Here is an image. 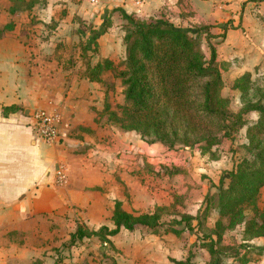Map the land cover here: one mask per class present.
<instances>
[{
    "label": "rangeland",
    "instance_id": "374dc122",
    "mask_svg": "<svg viewBox=\"0 0 264 264\" xmlns=\"http://www.w3.org/2000/svg\"><path fill=\"white\" fill-rule=\"evenodd\" d=\"M57 1L61 3L57 2L56 6L48 12L49 15L54 13V10L63 9L65 0ZM75 1L84 8V12H92V16L93 13L95 14L89 20H82L77 16L79 28L75 34L71 32L70 28L64 30L66 35L59 34L54 37L50 36V32L38 34V37H34L33 33L31 37L30 34L28 35L26 43L40 41L45 46H50L51 43L53 47L57 45L61 52H46V57L48 54L52 57L59 56L60 62H64V69L71 71L70 77L77 76L80 80L87 78L90 65H95L102 59H109L113 62V68L103 72L101 81H92L95 83L88 86L87 90L91 91V95L95 93L97 98L79 95L86 90L88 84L79 86L71 84L66 85L67 91H70V88L75 85L74 94L68 96L65 93L63 99L60 100V103L65 104L69 111L73 110L76 113L78 108L82 110L83 119L89 118L86 108L89 112H94L93 122L98 129L92 130L81 124L72 127L71 118L61 110L55 109L63 113L65 119L69 120L71 124L67 130V137L83 139L84 131H88L86 134L91 135L92 140H88L89 142L86 140L87 144L84 147L74 148L72 152L78 154V151L85 149L82 160L86 159L88 163L92 164H88V168H91L89 170L91 180L88 182L87 190H90L95 200L98 201L100 211L90 213L88 208L68 202L67 208H63L57 217H49L47 214L45 243L48 246V252L52 253L45 255L47 264H52L53 258L56 256L51 247L54 245L59 247L67 241L70 238V233L76 229V222H83V225L88 222V225L94 229L99 226V223L111 224L112 206L117 199L122 201L126 210L135 214L148 212L157 203L168 206L169 208H166L167 210L162 213V221L174 223L181 229L183 225H177L174 222L176 219H180V214L192 213L196 215L203 210L207 194L215 193L220 179L228 177V171L233 168L234 163L249 155L248 147L251 145L247 138V130L249 124L258 118L257 112H250L247 115L249 124L236 134L234 140L226 139L219 146V159H213L211 153L202 152L197 147L178 146L168 149L161 143L150 144L144 141L141 135L134 131L127 133L121 129L118 123L111 120L109 112L105 111L107 106V109L121 113V106L125 104V86L117 73L126 57L123 41L126 22L119 13H113L110 10L108 16V12L104 13L102 9L91 6L84 0ZM262 1L235 0L234 2V11H237L235 21L240 20L238 28L242 26L244 16L251 17V24L248 28L250 30L244 28V32L241 34V36L244 35L243 42L234 46L240 52V56L237 58V62L233 63V67L238 65L243 69L249 67L255 86L264 84V54L261 53L263 56L261 59H257L254 54H249L254 48L264 49V9L260 4ZM219 4L227 6L230 2L228 0H177L175 5H164L155 13H148L144 10L137 13L146 19L162 15L179 27H203V29L207 27L202 34V49L209 59L211 57L209 44H213L218 50L222 49L219 44L224 40V30L230 28L229 25L233 26L232 21H234L232 18L227 21V17L222 16L221 9L216 11L215 8L218 9ZM139 8L138 10H140ZM247 10L251 13L248 16L245 14ZM225 11L228 9L224 7L223 13ZM109 21L111 25H107L108 28H106L105 25ZM225 24L226 26H224ZM101 31L103 32L101 33ZM95 33L99 35L97 51H93V35ZM206 35H216V37H211L208 40ZM230 51V47L224 48L218 52V58L222 55L221 59L231 60ZM234 79L230 72L223 73L225 83L223 95L231 99V109L238 112L242 108L241 93L232 88ZM66 98L68 99L66 100ZM62 142H65V139L61 140V144ZM60 163H65L68 167L69 180L62 187L59 186L66 188L71 184V168L68 161L63 160L57 164L55 170ZM263 210L264 187L253 203L245 205L247 215ZM218 218V212L213 211L207 226L213 228ZM224 221L226 224L228 223L226 218ZM144 229L123 230L112 238L114 246L112 248L107 246L110 251L104 256L99 249L100 242L96 237L79 242L72 248L66 247L67 243H64L62 257L60 256L63 260L65 259L62 264L211 263L208 249L202 247L204 232L194 229L185 230L176 235L171 232L166 233L165 227L155 233H149ZM221 250L224 252L223 264H244L243 258L247 257L250 259L249 264H264V236L246 240L244 225L225 231Z\"/></svg>",
    "mask_w": 264,
    "mask_h": 264
},
{
    "label": "trees",
    "instance_id": "16d2710c",
    "mask_svg": "<svg viewBox=\"0 0 264 264\" xmlns=\"http://www.w3.org/2000/svg\"><path fill=\"white\" fill-rule=\"evenodd\" d=\"M10 1V12L14 13L32 10L39 0ZM114 10L126 22L123 36L126 57L117 73L125 86V104L121 106V113L111 111L107 106L105 111L121 129L140 134L150 144L161 143L168 149L197 147L211 153L213 159H219V146L226 139L234 140L236 134L249 124L247 115L257 112L258 118L247 130L251 145L249 155L234 163L228 177L220 179L215 193L207 194L203 210L196 215L180 214V219L174 222L183 225L181 229L174 223L162 221V213L168 206L156 205L153 211L135 214L124 209L122 201L117 199L112 214L113 228L102 225L91 229L78 222L69 243L65 242L66 247L84 238L96 237L105 255L107 246H114L111 237L123 229L145 228L149 233H155L165 227L166 233L176 235L197 229L204 232L202 247L210 253V264H223L221 244L226 230L244 225L246 240L264 236V210L252 215L245 212V205L253 203L264 187V84L255 86L251 72L236 78L232 88L241 93L242 108L233 111L231 99L223 95L222 69L225 64L217 61V49L213 44H209V59L202 49V34L207 27H179L162 15L146 19L122 7ZM109 24L110 21L105 27ZM11 28L12 23L4 30ZM98 36L97 33L93 35V51H97ZM206 36L208 40L216 37ZM113 66L111 60L102 59L89 66L86 77L101 81L103 72ZM213 211L218 212L219 218L212 228L207 222ZM247 258H243L244 264L249 263Z\"/></svg>",
    "mask_w": 264,
    "mask_h": 264
},
{
    "label": "crops",
    "instance_id": "0c3cea01",
    "mask_svg": "<svg viewBox=\"0 0 264 264\" xmlns=\"http://www.w3.org/2000/svg\"><path fill=\"white\" fill-rule=\"evenodd\" d=\"M228 1L230 4L227 6L219 4V8H215L216 11L221 9V14L224 18L227 17V21L229 18L234 20L233 26L229 25L230 28L224 30V40L219 44L222 49H217V61L225 64L222 74L230 72L236 79L246 72H251L249 67L246 69L242 66L240 68V65L233 67V63H236L240 56V52L234 46L243 42L244 35L241 34L244 28L250 27L251 17L244 16L242 26L238 28L240 20L235 21L237 18V11H234L235 0ZM57 2L61 3L57 0H39L32 10H18L12 13L10 12L12 2L0 0V31H2L0 33V264H47L45 255L52 253L48 252L45 243L46 215L57 217L63 208H67L68 202L86 207L90 213L100 211L98 201L91 191L87 190L88 182L91 180L89 176L91 168H88V164H92L86 159L82 160L85 149L78 151V154L72 152L74 148H82L89 142L88 140H92L91 135L86 134L88 131H84L83 139L65 137L63 138L65 142L62 144L48 143L37 136L29 113L35 108L59 109L71 118L72 127L81 124L92 130L98 129L93 122L94 112H89L86 108V112L89 113L87 117L90 119H83L82 110L78 108L75 113L73 110L69 111L65 104L60 103L65 93L72 96L75 85L80 84H88L86 90L79 93L81 97L97 98L95 93L91 95V91L87 90L88 86L95 82L87 78L80 80L77 76L70 77L71 71L64 69V62H60L59 56L52 57L48 54L46 57V52H61L57 45L53 47L51 43L50 46H45L40 41L26 43L28 35L30 34L31 37L33 33L34 37H38V34L50 32V36L54 37L59 34L66 35L64 30L70 28L75 34L79 28L77 16L82 20H89L95 16L94 13L92 16V12H84V8L75 0H65L63 9L54 10V13L49 15L48 12ZM85 3L91 5L88 1ZM176 3L177 0H144L143 7L139 8L135 0H100L98 6H91L102 9L104 13L108 12L109 16L111 11L119 13L114 10L117 7H122L128 12L144 10L155 13L164 5ZM260 4L264 9V0ZM224 7L228 11L223 13ZM245 14L248 16L251 13L247 10ZM11 23L13 28L4 30V27ZM50 47L52 48L49 49ZM226 47L231 48V60L221 59L222 55L218 58V52ZM261 53L264 54V49L254 48L249 54L261 59L263 58ZM71 84L75 85L67 91L66 85ZM63 160L68 161L71 168V184L66 188H60L54 183L55 168ZM114 205L115 201L110 217L111 224L99 223L97 228L102 225L113 228ZM77 225L78 222L76 228ZM75 231L76 229L72 232ZM86 239L91 238H84L80 242ZM65 242L59 247L56 245L51 247L56 253L52 264L57 260H59L58 264L65 261L61 258ZM109 251L107 249L106 253L108 254Z\"/></svg>",
    "mask_w": 264,
    "mask_h": 264
},
{
    "label": "built area",
    "instance_id": "2783aa9c",
    "mask_svg": "<svg viewBox=\"0 0 264 264\" xmlns=\"http://www.w3.org/2000/svg\"><path fill=\"white\" fill-rule=\"evenodd\" d=\"M91 5H98L100 0H86ZM135 4L141 8L144 0H135ZM33 127L40 139L48 143H57L67 137V130L70 128L69 120H66L58 110L46 108H35L31 111ZM69 180L68 167L65 163H60L55 170L54 183L57 186L65 185Z\"/></svg>",
    "mask_w": 264,
    "mask_h": 264
},
{
    "label": "water",
    "instance_id": "95a60500",
    "mask_svg": "<svg viewBox=\"0 0 264 264\" xmlns=\"http://www.w3.org/2000/svg\"><path fill=\"white\" fill-rule=\"evenodd\" d=\"M31 114V112H29Z\"/></svg>",
    "mask_w": 264,
    "mask_h": 264
}]
</instances>
